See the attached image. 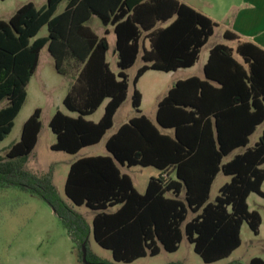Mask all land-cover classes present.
<instances>
[{"label":"trees","instance_id":"trees-1","mask_svg":"<svg viewBox=\"0 0 264 264\" xmlns=\"http://www.w3.org/2000/svg\"><path fill=\"white\" fill-rule=\"evenodd\" d=\"M93 16L106 27L104 35L87 24ZM44 26L48 35L37 36ZM108 26L116 36L118 72L107 59ZM217 26L181 0H47L41 8L29 1L9 19H0V142L15 125L45 46L59 71L76 73L63 99L76 114L57 110L49 122L56 134L51 148L71 154L99 143L113 127L129 95L128 69L139 57L143 60L132 81L137 115L106 140L108 154L82 156L70 164L65 194L72 204L96 211L91 222L59 194L51 171L36 174L25 167L41 131L40 107L24 122L20 139L0 157V181L46 200L82 262L84 243L88 260L93 255L91 234L115 261L129 263L162 249L177 251L184 235L205 262H215L241 245L244 221L259 233L262 217L250 209L248 198L252 192L264 197V129L250 144L264 122V50L226 31V39L239 41L236 48L217 43L203 78L173 82L158 101L156 122L141 110L140 78L149 70L194 66ZM105 101L98 121L87 118ZM136 165L161 171L144 192L120 167ZM220 172L231 178L212 202ZM249 264H264V259L253 257Z\"/></svg>","mask_w":264,"mask_h":264},{"label":"rangeland","instance_id":"rangeland-1","mask_svg":"<svg viewBox=\"0 0 264 264\" xmlns=\"http://www.w3.org/2000/svg\"><path fill=\"white\" fill-rule=\"evenodd\" d=\"M29 1H32L39 8L46 3V0H0V19H9L20 6ZM63 9L64 3L59 6L58 12ZM88 25L96 32H101L104 26L97 16H93V20ZM223 28V24L220 27H216L214 36L203 47L200 59L193 68H181L177 72L153 70L145 73L140 78L137 88L143 94L141 110L149 118H152L153 122H155L159 99L166 94L168 88L176 79L184 78L190 74H202L203 63L206 60L210 46L213 42L224 41L222 38ZM47 35L48 28L44 26L37 36ZM114 38L113 32L108 35L112 46L108 52V61L112 69L117 71L118 66L113 46ZM142 64L143 60L139 57L136 63L128 69L131 81L129 95L116 113L113 127L107 131L99 143L85 147L76 154H71L51 148L52 144L56 142V134L50 128L49 122L57 110L68 114H76L69 111L63 104V99L76 73L74 71H68L67 73L59 71L55 65L54 57L47 46H45L41 51L39 66L27 85V98L15 119V125L9 135L0 142V157H5L9 147L20 139L24 122L36 108L40 107L42 109L41 131L38 142L33 152L29 155L25 167L36 174H44L51 171L59 194L91 222L96 211L89 209L85 205L72 204L65 194L64 186L70 164L82 156L108 154L106 140L121 124L137 115L136 109L132 105L134 90L132 81ZM65 65L66 61L63 66ZM68 67L73 69L71 66ZM105 105L106 101L87 118L98 121L104 113ZM263 129L264 122L259 125L256 132L251 136V145L258 141ZM230 158L231 156L226 157L225 161ZM120 167L123 172L133 178L135 187L140 192H143L141 190H143L148 179L158 172L157 168L153 166ZM230 178L223 172L217 175L209 201H215L216 196L220 193L221 186L228 182ZM262 190L264 191V183ZM248 203L250 209L257 210L262 217L259 233H254L248 223L244 221L241 227V245L230 256L221 260L205 262L195 252L194 245L184 235L179 249L175 252L162 249L155 256L147 255L129 263L117 262L113 258L112 252L100 246L91 234L89 247L93 255L90 256L89 261L98 263L92 260L100 259L102 260L100 262L106 264H249L253 257L264 259V197L252 192L248 198ZM0 264L86 263L81 261L78 249L71 239L67 228L46 200L17 185H7L6 182L0 181Z\"/></svg>","mask_w":264,"mask_h":264},{"label":"crops","instance_id":"crops-1","mask_svg":"<svg viewBox=\"0 0 264 264\" xmlns=\"http://www.w3.org/2000/svg\"><path fill=\"white\" fill-rule=\"evenodd\" d=\"M181 1L186 2L187 4L193 6L197 10H199V11L205 13L206 15H208L209 17H211L213 20H215L218 23L217 27H220L222 24L224 25L223 32H222V38L224 39V41L213 42V44L209 48L206 60L203 63L202 74H200V75L198 74L196 76H199L202 78L204 77V65L208 60L210 49L214 45H216L217 43H226L229 46H232L234 48L237 47L239 41L226 39L224 36L226 31H232V32H234L240 36L241 41H251V42L257 44L261 49L264 50V0H181ZM46 3H47V0H46ZM46 3L42 4L41 7L45 6ZM92 20H93V17L89 20V22H91ZM89 22L87 24H89ZM108 27L110 29L109 34H111L113 32V27L112 26H108ZM105 30H106V27L103 26L101 32H96V31L95 32L101 36V35L105 34ZM215 32H216V29H215ZM215 32H214V34H215ZM214 34L211 36V38L214 36ZM108 35H107V37H108ZM114 35H115V33H114ZM114 39H115V41H114L113 46H114V54L116 56V63H117V55H116V49H115L116 36ZM109 44H110V48H111L112 46H111L110 41H109ZM110 48H109V50H110ZM236 57L239 61H241V62L243 61L239 55H236ZM107 59H108V53H107ZM110 66H111V64H110ZM194 66L189 67V68H193ZM118 71H119V68L115 72H118ZM149 71H153V70H149ZM149 71H147V72H149ZM177 71H171V72H177ZM190 76H194V75L190 74V75L185 76L184 78H178L176 80L185 79V78H188ZM169 88H168V90H169ZM168 90H167V92H168ZM142 102H143V94H142ZM150 119L152 120V118H150ZM155 122H156V118H155ZM250 139H251V137H250ZM250 144H251V141H250ZM157 170H158V172L154 176H159L161 174V171L159 169H157ZM170 175L172 177L174 176V174H172V173ZM149 179H148V181H149ZM132 180H133V178H132ZM148 181L146 182V184L143 187V190H141V191H143V192L145 191ZM133 183H134V180H133ZM134 186H135V183H134ZM138 191H140V190H138Z\"/></svg>","mask_w":264,"mask_h":264},{"label":"water","instance_id":"water-1","mask_svg":"<svg viewBox=\"0 0 264 264\" xmlns=\"http://www.w3.org/2000/svg\"><path fill=\"white\" fill-rule=\"evenodd\" d=\"M82 249H83V261L86 264H106V263H103V262L94 263V262H90L88 260V257H87L88 253H87L86 243L83 244Z\"/></svg>","mask_w":264,"mask_h":264}]
</instances>
